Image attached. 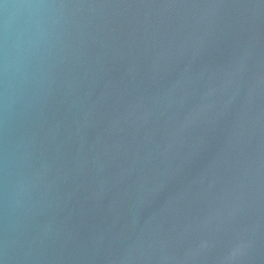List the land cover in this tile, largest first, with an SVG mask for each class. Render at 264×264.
Instances as JSON below:
<instances>
[{
  "label": "water",
  "instance_id": "1",
  "mask_svg": "<svg viewBox=\"0 0 264 264\" xmlns=\"http://www.w3.org/2000/svg\"><path fill=\"white\" fill-rule=\"evenodd\" d=\"M5 3L0 264H264V0Z\"/></svg>",
  "mask_w": 264,
  "mask_h": 264
},
{
  "label": "clouds",
  "instance_id": "2",
  "mask_svg": "<svg viewBox=\"0 0 264 264\" xmlns=\"http://www.w3.org/2000/svg\"><path fill=\"white\" fill-rule=\"evenodd\" d=\"M8 5L5 3V0H0V8L7 7ZM13 7H19V5H13ZM33 26L37 29L39 28V21L36 20L33 22Z\"/></svg>",
  "mask_w": 264,
  "mask_h": 264
}]
</instances>
